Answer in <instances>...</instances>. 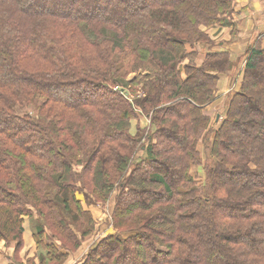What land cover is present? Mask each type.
<instances>
[{
  "label": "trees",
  "instance_id": "1",
  "mask_svg": "<svg viewBox=\"0 0 264 264\" xmlns=\"http://www.w3.org/2000/svg\"><path fill=\"white\" fill-rule=\"evenodd\" d=\"M234 1L0 0L4 246L29 218L64 264L96 234L82 194L116 233L81 264H264L260 50L219 119L207 110L232 66L210 33Z\"/></svg>",
  "mask_w": 264,
  "mask_h": 264
},
{
  "label": "crops",
  "instance_id": "2",
  "mask_svg": "<svg viewBox=\"0 0 264 264\" xmlns=\"http://www.w3.org/2000/svg\"><path fill=\"white\" fill-rule=\"evenodd\" d=\"M234 3L231 16L228 18V25L215 26L210 33V39L214 43L211 52L226 54L232 63L229 72L221 75L217 85V98L207 109L213 113L216 112L215 117L219 116L223 110L227 97L241 89L245 73L244 66L249 58V53L252 50H260L264 56V0H235ZM197 51L200 58L209 52L202 50L201 46L197 47ZM197 61L201 62V60ZM79 196V199L83 197L81 194ZM80 201L96 222V234L91 240L84 242L79 251L69 252L64 264H81L95 241L116 233L111 226L106 207L100 205L88 207L83 203V199ZM97 211H99L98 215ZM101 216L104 219L103 225L99 223ZM21 236V246L17 250L14 249L13 243L6 247L4 242L0 241V264H52L45 260L44 250L35 243L33 223L29 218L24 219Z\"/></svg>",
  "mask_w": 264,
  "mask_h": 264
},
{
  "label": "rangeland",
  "instance_id": "3",
  "mask_svg": "<svg viewBox=\"0 0 264 264\" xmlns=\"http://www.w3.org/2000/svg\"><path fill=\"white\" fill-rule=\"evenodd\" d=\"M209 107H207V109H208ZM210 111V110H209ZM215 114H216V112H212V111H210V115H211V117H212V119L213 118H215ZM142 121H141V123H142V126H145V125H147V123L149 122V120H145L144 121V119H141ZM147 122V123H146ZM133 128L131 129V132L132 133H136L135 132V128H136V122L135 121H133ZM142 154V152H139L138 153V156L139 155H141ZM79 169V168H78ZM196 172H192L197 178H198V180L200 181V182H203L204 180H205V172H201V168L200 167H195V169H194ZM82 195V194H81ZM79 196V195H78ZM77 196V197H78ZM80 197V196H79ZM84 200V197H81V199H79V200ZM78 200V201H79ZM84 203V202H83ZM85 204V203H84ZM86 205V204H85ZM89 207V206H88ZM107 208V207H106ZM108 210V209H107ZM97 213V215L99 214V211H97L96 212ZM92 219H93V216H92ZM99 223L101 224V225H103L104 224V219H103V217L101 216V218H100V220H99ZM126 237V236H125ZM56 248V247H55ZM57 249V248H56Z\"/></svg>",
  "mask_w": 264,
  "mask_h": 264
},
{
  "label": "water",
  "instance_id": "4",
  "mask_svg": "<svg viewBox=\"0 0 264 264\" xmlns=\"http://www.w3.org/2000/svg\"><path fill=\"white\" fill-rule=\"evenodd\" d=\"M126 96L128 95V94H125ZM219 119V116H217V119L216 120H218Z\"/></svg>",
  "mask_w": 264,
  "mask_h": 264
},
{
  "label": "built area",
  "instance_id": "5",
  "mask_svg": "<svg viewBox=\"0 0 264 264\" xmlns=\"http://www.w3.org/2000/svg\"><path fill=\"white\" fill-rule=\"evenodd\" d=\"M52 244H54V243H52ZM55 245V244H54ZM57 249H59L57 246H55Z\"/></svg>",
  "mask_w": 264,
  "mask_h": 264
}]
</instances>
